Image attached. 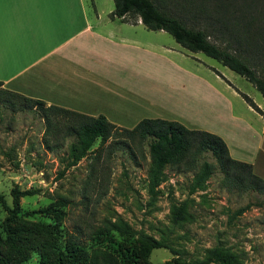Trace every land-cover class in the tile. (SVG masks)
<instances>
[{"label": "rangeland", "instance_id": "1", "mask_svg": "<svg viewBox=\"0 0 264 264\" xmlns=\"http://www.w3.org/2000/svg\"><path fill=\"white\" fill-rule=\"evenodd\" d=\"M166 40L177 43L169 32ZM188 53L198 66L219 70L264 101L242 75L203 52ZM255 68L264 77V69ZM46 127L36 108L0 107V234L7 238L10 224L16 236L15 246L2 244L0 264L54 263L69 239L89 253L112 255L116 264H218L213 249L233 254L239 264H264V194L222 186L210 153L199 161L215 163V171L200 186L193 189L194 170L167 166L152 193L147 143L110 138L98 155L71 164L74 138L62 141ZM46 139L62 146L50 148ZM99 145L100 139L93 149ZM14 189L35 193L20 196L12 217Z\"/></svg>", "mask_w": 264, "mask_h": 264}, {"label": "crops", "instance_id": "2", "mask_svg": "<svg viewBox=\"0 0 264 264\" xmlns=\"http://www.w3.org/2000/svg\"><path fill=\"white\" fill-rule=\"evenodd\" d=\"M114 10V0H0L2 86L123 128L164 118L213 132L264 178V115L246 92L165 42L167 31Z\"/></svg>", "mask_w": 264, "mask_h": 264}, {"label": "trees", "instance_id": "3", "mask_svg": "<svg viewBox=\"0 0 264 264\" xmlns=\"http://www.w3.org/2000/svg\"><path fill=\"white\" fill-rule=\"evenodd\" d=\"M114 2L112 17L128 19L139 16L150 29L165 30L185 49L203 52L242 75L264 98V77L260 76L255 68L259 66L264 69V0ZM214 70L223 77L219 71ZM240 93L256 111L264 115V111L249 95L241 91ZM4 103L14 109L16 105L27 109L36 108L46 122L48 134L61 137L62 141L72 136L74 139L68 145L71 164L90 152L98 155L110 138H124L138 143V146L147 143L152 193L156 192V188L165 179L167 166L194 170L193 189L200 186L215 171V163L208 160L199 161L201 155L210 153L223 174L220 179L222 186L240 192L253 191L264 194V178L253 171L251 163L233 158L225 140L213 132L191 129L179 121L164 118H143L133 128H123L112 123L104 114L94 116L57 105H47L43 100L4 88L0 81V107ZM99 139V147L93 149ZM46 142L50 148L62 146L60 143L50 145L48 139ZM30 193L35 191L13 190L15 209L11 211L12 217L17 215L20 196ZM251 205L248 203L240 208L237 214H242ZM44 210L48 212L50 208ZM9 226L10 224L6 225L7 238L0 234V254L2 244L15 246L16 236ZM116 226L113 225L110 229ZM211 252L218 264H239L238 259L229 252L214 249ZM54 260V263L49 264H116L112 255L89 253L86 247L74 239L66 242Z\"/></svg>", "mask_w": 264, "mask_h": 264}, {"label": "bare ground", "instance_id": "4", "mask_svg": "<svg viewBox=\"0 0 264 264\" xmlns=\"http://www.w3.org/2000/svg\"><path fill=\"white\" fill-rule=\"evenodd\" d=\"M149 90H151V89H149ZM143 93H144V92H143ZM146 93H148V92H146ZM153 93H154V92H153ZM153 93H152L151 95H153ZM141 95H142V94H141ZM148 95H149V94H148ZM151 95H150V96H151ZM153 97H154V95H153ZM146 98H147V97H146ZM147 99H148V98H147ZM155 100H156V99H155ZM144 101H145V98H144ZM149 101H150V100H149ZM142 103H143V102H141L140 104L142 105ZM146 103H148V101H146ZM154 103H155V101H154ZM154 103H153V104H154ZM143 104H144V103H143ZM149 104H150V103H149ZM153 104L151 103V105H153ZM145 105H148V104H145Z\"/></svg>", "mask_w": 264, "mask_h": 264}]
</instances>
